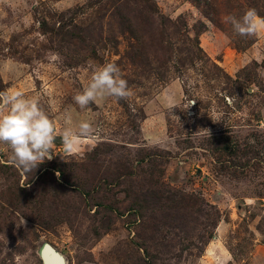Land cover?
<instances>
[{"label":"rangeland","instance_id":"374dc122","mask_svg":"<svg viewBox=\"0 0 264 264\" xmlns=\"http://www.w3.org/2000/svg\"><path fill=\"white\" fill-rule=\"evenodd\" d=\"M248 9L264 18V0H0V91L58 135L30 173L0 144V264H43L45 243L66 264H264V32L225 22ZM110 62L131 96L80 109ZM81 121L95 134L65 153Z\"/></svg>","mask_w":264,"mask_h":264},{"label":"clouds","instance_id":"9594fccd","mask_svg":"<svg viewBox=\"0 0 264 264\" xmlns=\"http://www.w3.org/2000/svg\"><path fill=\"white\" fill-rule=\"evenodd\" d=\"M225 22L239 36L252 37L264 32V18L259 17L255 9H248L240 17L229 15L225 17ZM131 94L120 68L110 62L93 72L90 83L77 92L73 100L80 109H87L99 100L127 99ZM67 119L70 120V117ZM94 134L95 129L88 121H81L76 128L65 127L59 134L63 151L69 154L75 152L82 139ZM57 136L53 121L38 99L28 98L19 90L0 91V144L7 145L11 150L10 159L16 166L30 173L45 160H51Z\"/></svg>","mask_w":264,"mask_h":264},{"label":"water","instance_id":"95a60500","mask_svg":"<svg viewBox=\"0 0 264 264\" xmlns=\"http://www.w3.org/2000/svg\"><path fill=\"white\" fill-rule=\"evenodd\" d=\"M56 261V264H66L64 257L59 254L50 244L45 243L41 250L43 264H51L49 257Z\"/></svg>","mask_w":264,"mask_h":264},{"label":"bare ground","instance_id":"6f19581e","mask_svg":"<svg viewBox=\"0 0 264 264\" xmlns=\"http://www.w3.org/2000/svg\"><path fill=\"white\" fill-rule=\"evenodd\" d=\"M49 262L51 263V264H56V261H54L52 258H51V256L49 257Z\"/></svg>","mask_w":264,"mask_h":264},{"label":"trees","instance_id":"16d2710c","mask_svg":"<svg viewBox=\"0 0 264 264\" xmlns=\"http://www.w3.org/2000/svg\"><path fill=\"white\" fill-rule=\"evenodd\" d=\"M154 188H156V189H157L158 187H154ZM155 194H156V193H155V192H153V195H155Z\"/></svg>","mask_w":264,"mask_h":264}]
</instances>
